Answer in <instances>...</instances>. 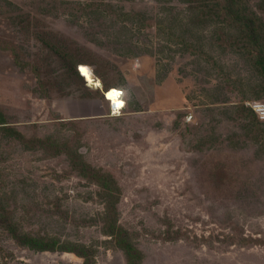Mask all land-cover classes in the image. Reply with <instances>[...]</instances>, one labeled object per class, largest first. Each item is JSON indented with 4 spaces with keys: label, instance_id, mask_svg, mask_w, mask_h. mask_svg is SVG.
<instances>
[{
    "label": "rangeland",
    "instance_id": "rangeland-1",
    "mask_svg": "<svg viewBox=\"0 0 264 264\" xmlns=\"http://www.w3.org/2000/svg\"><path fill=\"white\" fill-rule=\"evenodd\" d=\"M252 102L264 0H0V264H264Z\"/></svg>",
    "mask_w": 264,
    "mask_h": 264
},
{
    "label": "bare ground",
    "instance_id": "bare-ground-1",
    "mask_svg": "<svg viewBox=\"0 0 264 264\" xmlns=\"http://www.w3.org/2000/svg\"><path fill=\"white\" fill-rule=\"evenodd\" d=\"M83 79L85 82H87L90 86L94 87L95 89L103 88L101 86V82L91 73H88V72L84 73ZM121 93H123V92L121 90H118V88H112V89L102 91V94H104L105 100L109 101V104H110V101H114V102H117L118 105H122V104L126 105V100L125 101L120 100ZM118 113H120V111L114 112L113 115L117 116ZM110 116L114 117L112 115H110Z\"/></svg>",
    "mask_w": 264,
    "mask_h": 264
},
{
    "label": "built area",
    "instance_id": "built-area-1",
    "mask_svg": "<svg viewBox=\"0 0 264 264\" xmlns=\"http://www.w3.org/2000/svg\"><path fill=\"white\" fill-rule=\"evenodd\" d=\"M102 94V93H101ZM102 96L104 97V94H102ZM121 101H125V97L123 94H121L120 97ZM125 105H118L117 102L114 101H110L109 106H107V111L109 112L110 115H113L114 112H118L121 111V113L124 111V107ZM249 108L257 115V117L264 121V103H260V102H252L250 104H248ZM121 113H118V115H120Z\"/></svg>",
    "mask_w": 264,
    "mask_h": 264
},
{
    "label": "trees",
    "instance_id": "trees-1",
    "mask_svg": "<svg viewBox=\"0 0 264 264\" xmlns=\"http://www.w3.org/2000/svg\"><path fill=\"white\" fill-rule=\"evenodd\" d=\"M85 68V67H84ZM84 68H82L81 70H80V74H81V71L84 69ZM80 69V68H79ZM78 72H79V70H78ZM108 89V88H107Z\"/></svg>",
    "mask_w": 264,
    "mask_h": 264
},
{
    "label": "crops",
    "instance_id": "crops-1",
    "mask_svg": "<svg viewBox=\"0 0 264 264\" xmlns=\"http://www.w3.org/2000/svg\"><path fill=\"white\" fill-rule=\"evenodd\" d=\"M102 96V95H101ZM103 97V96H102Z\"/></svg>",
    "mask_w": 264,
    "mask_h": 264
}]
</instances>
